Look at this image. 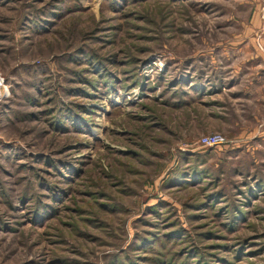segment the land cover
<instances>
[{
	"label": "rangeland",
	"instance_id": "1",
	"mask_svg": "<svg viewBox=\"0 0 264 264\" xmlns=\"http://www.w3.org/2000/svg\"><path fill=\"white\" fill-rule=\"evenodd\" d=\"M0 264H264V0H0Z\"/></svg>",
	"mask_w": 264,
	"mask_h": 264
},
{
	"label": "built area",
	"instance_id": "2",
	"mask_svg": "<svg viewBox=\"0 0 264 264\" xmlns=\"http://www.w3.org/2000/svg\"><path fill=\"white\" fill-rule=\"evenodd\" d=\"M200 141L202 146H214L222 144L225 141V138L220 133H213L202 136Z\"/></svg>",
	"mask_w": 264,
	"mask_h": 264
}]
</instances>
